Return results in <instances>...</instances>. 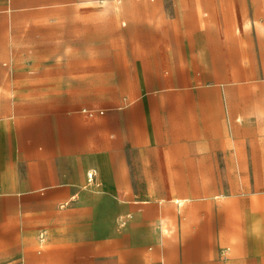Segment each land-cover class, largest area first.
<instances>
[{
  "label": "crops",
  "instance_id": "1",
  "mask_svg": "<svg viewBox=\"0 0 264 264\" xmlns=\"http://www.w3.org/2000/svg\"><path fill=\"white\" fill-rule=\"evenodd\" d=\"M164 30L159 25L147 29L155 36ZM83 38L21 41L9 49L5 65L15 70L7 75L8 86L0 90V98L19 100H9L0 117V264H27L29 247H44L45 242L48 251L39 252L37 264H264V226H256L260 237L248 242L247 255L240 252L237 203L227 204L228 213L222 217L228 224L223 227L216 222L221 216L217 202L185 203L183 213L182 200L168 201L163 208L143 201L148 195L193 191L186 181L158 186L141 179L220 176L205 174L220 168H207L204 162L217 161L218 154H232L222 161H236L235 151L229 149L235 145L230 134L218 132L229 127L205 126L203 115L192 124L155 126L148 105L125 101L122 86L101 111L92 109L93 97L108 96L101 83L146 80L140 59L154 61L152 73L161 81H171L160 62L175 58L169 45L160 40L143 43L134 37L108 42L106 31L99 44L86 31ZM180 46L185 61L187 43ZM139 92L130 98L140 97ZM90 171L95 173L94 187ZM92 192L116 196L120 221L111 226L114 238L107 237L92 219H88V232L76 235L77 206L91 208L90 202L77 198ZM150 205L160 212L164 209L165 215L171 213L165 221L170 227L177 222L179 230L170 228L163 235L155 220L141 219L140 213ZM246 227L248 237L257 231L249 223ZM225 247L237 249L241 256L229 253L225 258L221 252ZM234 257L243 259L236 263Z\"/></svg>",
  "mask_w": 264,
  "mask_h": 264
},
{
  "label": "rangeland",
  "instance_id": "2",
  "mask_svg": "<svg viewBox=\"0 0 264 264\" xmlns=\"http://www.w3.org/2000/svg\"><path fill=\"white\" fill-rule=\"evenodd\" d=\"M155 25L165 29L162 35L148 33V27ZM85 31L96 44L104 41L105 31L108 42L121 41L123 37L125 40L134 37L143 43L165 41L169 45L168 51L175 56L170 61H160L166 67L164 72L171 75V81H161L152 73L150 64L154 61L140 59L141 73L146 80L101 83L108 98L103 95L93 97V110L101 111L122 86L125 101L135 102L138 106L148 105L155 126H166L169 122L181 126L192 124L197 116L203 115L205 126L216 123L217 128L229 127L218 132L230 134L229 140L235 145L229 149L235 151L236 161H222L224 157L232 158V154H218L214 156L217 161L204 162L207 168H220L213 172L205 170V174L219 173L220 176L141 179V182L147 180L158 186L186 181L187 189L193 191L158 193L148 195L143 201L161 204L163 208L168 201L182 200L183 213L186 212L185 203L217 202L220 209L216 212L221 216H217L216 222L223 227L228 224L222 217L228 213L227 204L237 203L236 223L240 232L236 238L242 243L240 252L247 255L248 242H257L260 237L256 226H264V0H0V90L7 88L5 79L15 70V67L5 65L10 47L15 48L21 41L35 43L42 38L49 42L83 41ZM185 42L187 58L184 61L180 54L185 49L180 45ZM138 90L141 96L130 98ZM223 91L232 94H226L227 97L217 94ZM9 100L17 102L19 99L0 98V117L5 115ZM89 175L92 176L91 187H94L95 173L90 171ZM85 196L77 201H88L91 208L83 210L77 206L76 235L88 232V219H92L94 224L103 227L107 237L114 238L111 226L120 221L115 194L92 192ZM165 214L164 209L160 212L150 205L139 217L155 220L160 234L167 235L170 228L177 232V222L170 227L165 219L169 220L171 213ZM248 223L257 229L249 237L244 232ZM47 236L44 235V242ZM45 244L44 247L35 244L29 247L27 264H37L39 252L48 251ZM234 250L225 247L221 252L225 258L229 253L241 256L237 249ZM234 258L236 263L243 259Z\"/></svg>",
  "mask_w": 264,
  "mask_h": 264
}]
</instances>
